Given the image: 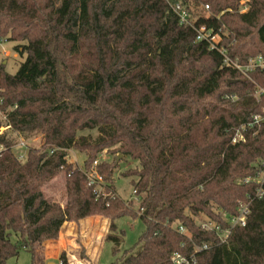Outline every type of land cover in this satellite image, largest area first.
<instances>
[{"label":"trees","instance_id":"obj_1","mask_svg":"<svg viewBox=\"0 0 264 264\" xmlns=\"http://www.w3.org/2000/svg\"><path fill=\"white\" fill-rule=\"evenodd\" d=\"M175 1L0 0V38L26 54L14 75L0 63V128L10 126L0 134V264L22 249L31 264H47L44 242L57 240L66 222L94 215L110 219L105 240L114 253L124 235L113 232L117 219L145 224L140 248L125 249L111 264H170L175 252L190 255L205 243L197 264H264V179L263 194L256 182L235 183L264 160V120L232 142L264 112V93H256L264 70L244 76L197 40L206 26L221 34L233 61L264 57V0H247L245 11L242 0H195L209 5L211 16L189 7L188 26L171 7ZM92 129L100 132L95 141L78 135ZM10 131L42 135L43 148L20 160ZM71 149L86 152L83 169L69 160ZM105 150L140 163L137 208L117 194L116 164L94 165ZM62 173L64 206L44 193ZM240 201L249 205L246 225L233 227L224 243L196 221L205 215L226 228L213 208L234 215ZM60 260L69 264L65 253Z\"/></svg>","mask_w":264,"mask_h":264},{"label":"rangeland","instance_id":"obj_2","mask_svg":"<svg viewBox=\"0 0 264 264\" xmlns=\"http://www.w3.org/2000/svg\"><path fill=\"white\" fill-rule=\"evenodd\" d=\"M188 3L191 9L194 11V13L205 14L201 6L199 5V3L196 2L195 0H188ZM240 5H241L239 8L240 11H245L246 9H248L247 0H242ZM15 45L16 43L13 41H8V40L0 38V63L1 62L5 63L6 71L12 75H14L18 71L20 64L24 62L26 58V54L21 55L19 52L15 50ZM256 89H257L256 93L259 95L261 94V91L264 89V87L257 86ZM262 114H264V112ZM0 119H3L4 121H6V115L1 110H0ZM8 130H9V127L3 126L0 129V133H4ZM9 134H11L12 137L16 138L15 140L16 144L13 147V152L16 154L26 155L30 148H43L44 138L40 134H35L29 138H26L25 136L17 132L10 131ZM78 135H85L88 137V139L95 141L100 136V132L98 129L83 130V131H80ZM22 142L26 144V147L20 145ZM69 160L76 167L83 169L84 161L86 160V152L80 151L78 149L77 150L71 149L69 151ZM97 161L99 163L103 161H107V162L116 164V167L114 169V182H115V188H116L117 194L126 203H128L129 205H133L135 208H137L140 203V196L134 192L133 181L138 180V177L134 173H136V171L140 169V163L137 160L132 159L129 156H122L121 154L117 152H113L112 150L103 151L100 155H98ZM263 161H261L260 159L256 160L254 164L257 170L255 175H249L243 178L237 177L235 179V183H243V182L259 183V181L263 177V168L261 167V165L264 164ZM44 193L48 200L58 202L64 206L66 204V199H67L66 179H65L64 173L57 176L50 184H48L44 188ZM243 203H246V202L240 201L238 203V208L240 206L243 207L242 205ZM213 209L220 219L221 217H224V216L227 217L229 215L222 208L214 207ZM94 216H101L109 221L108 231L106 233L104 232L105 233L104 239H105L107 233H110V230H109L110 219L103 215H94ZM103 218H100V219H103ZM207 219L208 218H206V216L203 215V216L198 217L196 221L198 224H200ZM116 225H117V230L113 231L114 233L119 234L120 231H124L122 241L117 246L118 250L117 252L114 253V250H115L114 248L116 247L115 244L110 241H104L101 247L102 257L99 263L97 264H111L115 260H117L116 262H118L119 260H121V257L125 249L133 248L134 251L135 250L137 251L140 248V246L137 245V242L139 241L140 236L145 230V224L140 218L124 216L116 220ZM185 231L188 233L187 229H185ZM86 234H87L86 240L90 242L91 237L93 239V236H91L89 233H86ZM100 239L102 240V238ZM72 245L75 249L76 248L80 249L81 253L79 254V258L83 259V256H82L83 251L85 252L87 251V249L85 247L86 244H83L82 238L79 235L75 238V241ZM97 245L99 248L101 246V241L98 242ZM62 253L63 252L59 254L58 256L59 259ZM31 263H32V256L25 249H22L20 251L19 256L11 258L7 262V264H31Z\"/></svg>","mask_w":264,"mask_h":264},{"label":"built area","instance_id":"obj_3","mask_svg":"<svg viewBox=\"0 0 264 264\" xmlns=\"http://www.w3.org/2000/svg\"><path fill=\"white\" fill-rule=\"evenodd\" d=\"M171 7L175 11V13L179 16L181 24H183L185 26L191 25V21H190L191 12L189 10L190 6L188 3V0H177L175 2H172ZM201 8L205 13L204 14L205 17L211 16L209 5L201 6ZM225 34H227V33H225ZM197 40H199V41L205 40L210 44L211 48L218 49L224 58L223 59L224 64L233 66L235 69H237L244 76H248L249 72L254 71V70H258V69L264 70V57L261 55L251 57L246 64H240V63L230 59L229 54H228V49L226 47H224L223 45L220 46V43L222 40L221 34L218 32H215L214 29H212V28H207L206 26H202V27L198 28L197 29ZM261 93H264V89L261 91ZM263 120H264V114L254 115L252 120L249 123L241 126L240 128H238L236 130L234 137L232 139V142L237 143L239 141H244L245 140V131L247 129L253 127L255 124H259ZM6 127L10 128V126H6ZM20 145L26 147V144L24 142H22ZM17 156L20 160H24V158L26 157V155H24V154L23 155L17 154ZM97 162L98 161H95L94 165ZM261 167L263 168V177L258 183V184H260V188L258 191L260 194H263V192L261 190V183L263 182V179H264V164L261 165ZM93 176H95L99 182L102 180V177L99 176L95 172L93 173V175H91V178ZM95 191L97 192V194L100 193L99 190H95ZM242 205H243V207L240 206L238 208L237 214L228 215L227 217H225V216L221 217L220 216L221 219L228 224V227L223 228L222 225L218 221H215V220L208 218L207 220H205L199 224L200 228L202 230L215 232V234L217 235V237L219 239V243L226 242L229 238V235H230L233 227L246 225L247 217L250 213V210H249L248 203H243ZM185 229L186 228L183 225L177 226V230L181 233H187L185 231ZM209 247H210V245L208 243H205L202 246H197V247H195L194 251L190 255H186V254H183L180 252H175L172 255L170 264H197V253L202 251V250H206ZM61 264H62V262H61Z\"/></svg>","mask_w":264,"mask_h":264},{"label":"crops","instance_id":"obj_4","mask_svg":"<svg viewBox=\"0 0 264 264\" xmlns=\"http://www.w3.org/2000/svg\"><path fill=\"white\" fill-rule=\"evenodd\" d=\"M101 216L87 217L79 222H66L60 231V236L57 240H47L45 245V258L47 264H61L58 258L61 252L66 254L69 264H93L99 263L102 255V243L106 241L104 234L108 231L109 221ZM105 232V233H104ZM86 233L93 236L90 242L86 240ZM78 234L82 238L83 244H86L85 251L87 259L79 258L80 249L74 248L73 243ZM102 238V240L98 239ZM101 241V246L98 248V242Z\"/></svg>","mask_w":264,"mask_h":264},{"label":"water","instance_id":"obj_5","mask_svg":"<svg viewBox=\"0 0 264 264\" xmlns=\"http://www.w3.org/2000/svg\"><path fill=\"white\" fill-rule=\"evenodd\" d=\"M236 81H237L236 79H232V80H230V82H233V83L236 82Z\"/></svg>","mask_w":264,"mask_h":264}]
</instances>
